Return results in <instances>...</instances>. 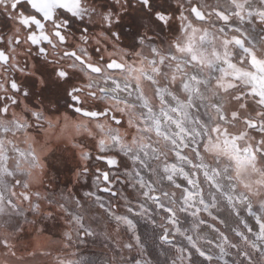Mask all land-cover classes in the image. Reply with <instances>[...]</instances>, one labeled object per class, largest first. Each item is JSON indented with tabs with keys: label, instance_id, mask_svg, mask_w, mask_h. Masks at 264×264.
<instances>
[{
	"label": "snow or ice",
	"instance_id": "snow-or-ice-1",
	"mask_svg": "<svg viewBox=\"0 0 264 264\" xmlns=\"http://www.w3.org/2000/svg\"><path fill=\"white\" fill-rule=\"evenodd\" d=\"M0 14V264H264V0Z\"/></svg>",
	"mask_w": 264,
	"mask_h": 264
},
{
	"label": "flooded vegetation",
	"instance_id": "flooded-vegetation-1",
	"mask_svg": "<svg viewBox=\"0 0 264 264\" xmlns=\"http://www.w3.org/2000/svg\"><path fill=\"white\" fill-rule=\"evenodd\" d=\"M6 20L7 18L0 14V29L7 30Z\"/></svg>",
	"mask_w": 264,
	"mask_h": 264
},
{
	"label": "rangeland",
	"instance_id": "rangeland-1",
	"mask_svg": "<svg viewBox=\"0 0 264 264\" xmlns=\"http://www.w3.org/2000/svg\"><path fill=\"white\" fill-rule=\"evenodd\" d=\"M84 190H87V189H84ZM96 251H98V249ZM88 254H91V253H88Z\"/></svg>",
	"mask_w": 264,
	"mask_h": 264
}]
</instances>
